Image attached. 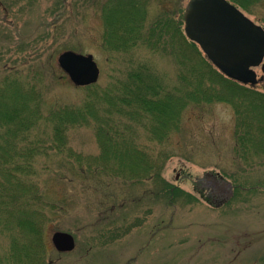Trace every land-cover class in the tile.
Masks as SVG:
<instances>
[{"label":"rangeland","instance_id":"rangeland-1","mask_svg":"<svg viewBox=\"0 0 264 264\" xmlns=\"http://www.w3.org/2000/svg\"><path fill=\"white\" fill-rule=\"evenodd\" d=\"M93 1L0 0V81L14 70L26 74L35 63L45 73L38 85L48 108L86 96L60 68L63 51L92 54L101 86L126 70L123 58L111 62L102 48L103 20ZM188 1L152 0L149 16L164 8L184 13ZM259 12L264 16V4ZM147 57L140 49L137 60ZM152 61L165 81L176 82L172 59L156 55ZM255 70L264 76L261 67ZM255 88L264 91V82ZM235 130L228 103L185 110L180 132L163 147L162 177L175 186L172 200L163 196L160 179L142 184L107 179L106 186L95 180L88 188L78 176L45 172L46 192L65 207L44 229L48 264H264V156L241 154ZM68 138L75 152H100L93 127L71 129ZM58 161L50 156L54 168ZM213 182L225 185V195L216 194ZM56 231L71 233L75 249L58 252L52 243ZM9 242L0 234V255Z\"/></svg>","mask_w":264,"mask_h":264},{"label":"trees","instance_id":"trees-1","mask_svg":"<svg viewBox=\"0 0 264 264\" xmlns=\"http://www.w3.org/2000/svg\"><path fill=\"white\" fill-rule=\"evenodd\" d=\"M229 1L264 22L259 12L264 0ZM93 3L103 20L102 48L111 62L123 58L126 70L105 86L83 87L80 103L48 108L38 85L45 73L35 63L26 74L14 70L0 81V234L10 241L0 264H48L44 229L65 207L46 192L47 171L57 178L78 176L88 188L95 180L106 186L107 179L139 184L160 179L163 196L172 200L175 186L162 177L163 147L180 132L190 106L230 104L241 154L264 156V91L220 72L185 34L182 10L164 8L151 17L152 0ZM140 49L146 60H137ZM156 55L174 61L176 82L165 81L152 65ZM80 127L94 128L98 155L70 146L68 132ZM50 156L60 159L56 168Z\"/></svg>","mask_w":264,"mask_h":264},{"label":"water","instance_id":"water-1","mask_svg":"<svg viewBox=\"0 0 264 264\" xmlns=\"http://www.w3.org/2000/svg\"><path fill=\"white\" fill-rule=\"evenodd\" d=\"M184 31L227 77L251 85L264 81L255 70L261 66L264 71V27L229 0H189ZM58 64L79 87L97 83L101 75L92 54L66 50L59 54ZM52 243L60 252L76 246L74 236L63 231L54 232Z\"/></svg>","mask_w":264,"mask_h":264},{"label":"flooded vegetation","instance_id":"flooded-vegetation-1","mask_svg":"<svg viewBox=\"0 0 264 264\" xmlns=\"http://www.w3.org/2000/svg\"><path fill=\"white\" fill-rule=\"evenodd\" d=\"M209 179V178H208ZM213 184H214V186H216L217 187V191H216V194H218V195H222V194H224L225 195V185L222 183H220L219 185L217 184V182H213Z\"/></svg>","mask_w":264,"mask_h":264}]
</instances>
